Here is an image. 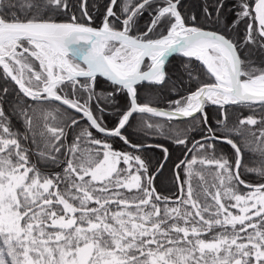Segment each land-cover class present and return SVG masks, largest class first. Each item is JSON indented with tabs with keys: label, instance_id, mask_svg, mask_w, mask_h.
Instances as JSON below:
<instances>
[{
	"label": "snow or ice",
	"instance_id": "1",
	"mask_svg": "<svg viewBox=\"0 0 264 264\" xmlns=\"http://www.w3.org/2000/svg\"><path fill=\"white\" fill-rule=\"evenodd\" d=\"M180 5L107 0L100 25L93 26L88 0H0V79L15 85L16 97L6 112L10 90L0 86V264H264V65L247 51L264 52V0H236L235 19L217 30L210 25L224 23V0L202 7L204 23L195 13H182ZM145 11L150 22L134 33ZM64 14L67 20L59 21ZM241 22L243 39L234 40L230 33ZM173 53L194 58L200 67L184 65L195 88L165 111L153 107L151 97L141 102L139 88L171 80L166 61ZM98 77L112 91L98 92ZM121 93L123 108L115 101ZM101 100L114 110L112 128L104 122ZM209 105L222 110L220 135L208 123ZM233 105L252 114L229 127L224 109ZM143 114L191 118L207 129L187 149L198 155L175 165L174 197L162 196L154 185L168 148L125 135L133 117ZM16 116L23 131L13 126ZM81 120L88 126L66 148V129ZM140 124L164 133L161 123L141 118ZM175 135L174 143L188 144L186 135ZM109 137L131 151L114 149ZM29 141L44 168L62 164L61 171H42L33 163ZM216 142L229 145L234 157L217 155ZM152 147L164 154L154 169L142 155ZM196 165L214 170L194 171ZM243 173L261 182L249 183Z\"/></svg>",
	"mask_w": 264,
	"mask_h": 264
},
{
	"label": "trees",
	"instance_id": "2",
	"mask_svg": "<svg viewBox=\"0 0 264 264\" xmlns=\"http://www.w3.org/2000/svg\"><path fill=\"white\" fill-rule=\"evenodd\" d=\"M135 2V0H134ZM215 0H181V11L185 15H190L195 13L197 15V20L200 23H204L203 15H202V7L205 4L208 3H214ZM72 3H79V0H72ZM107 3V0H88V6H89V12L93 15V26H98L101 23L102 14L104 12V5ZM236 3V0H224V7L221 10V17L224 21V23H221L219 26L210 25L211 29L217 30V27L219 29H223L225 24L231 25V22L235 19V9L234 4ZM98 8V11H95L94 9ZM75 11V9H73ZM117 12V16L120 17V19H123V15L120 12L119 6L114 9ZM79 17V13H76ZM67 15H60L58 17L59 21H66ZM151 14L150 11H145L143 15L136 18V24L134 27V33L137 31H144L146 25L150 22ZM80 22H87L84 19H81ZM119 26V25H118ZM165 25L162 24L160 27L156 30V35H158L161 31H164ZM245 33V23L241 22L236 27L232 28V31L230 33V37L234 40H241L243 39ZM166 34V32H165ZM248 52L252 53L251 58L256 61L257 65H264V52H261L257 50L255 47H250L247 49ZM145 63H149L147 60ZM190 64L193 68H199L200 62L196 61L194 58L189 60V58H186L182 55H174L172 56L168 63L166 64V71L168 75L171 77V80L166 82L164 85H149L145 83L142 87L139 88V95L141 98V102H144V97H151L153 100L154 106L158 107H164L172 109L171 102L178 99L180 96L187 95L188 91L194 90L195 84L189 83L188 78L184 73V65ZM97 91H104L109 92L112 91V87L110 85V82H108L106 79L102 77L97 78ZM0 86L2 87H8L10 90V95L5 97L10 103L5 105V111H9L10 104L15 102V85L11 83L10 81L5 83L4 80L0 79ZM116 104L123 108L124 106V98L123 94H119L115 98ZM29 104L31 101H27ZM55 105H53L54 107ZM100 106L106 108V112L103 114V119L105 124L108 128H112L116 122V116L113 114L114 110L113 108L108 105L104 100L100 101ZM95 109V105L93 106ZM66 110V109H65ZM205 111L208 113V123L212 125L213 128L217 129V135L221 134V128L217 124V120L220 118V112L222 111L217 106L209 105L205 108ZM224 111L227 112V123L229 127L235 126L238 124V120L246 117L250 114H252L249 109L245 106H228L224 109ZM70 115L76 116L77 119H80L79 115L75 112H69ZM199 115V114H197ZM259 115V113L257 114ZM141 118L149 120V122L152 123H161L164 125V133L163 135L160 134V131L158 129H153L151 131L147 129H142L140 120ZM13 126L15 129L23 131V126L21 122V117L16 116L12 120ZM38 124L42 122H37ZM87 121L81 120L80 124L75 127L67 128L66 129V138L64 140L65 147L67 148L71 143L73 142L74 138L79 135L81 129L86 128ZM261 127L260 125L254 126L255 128ZM93 132V135L96 138H104L102 134L98 133L95 129H91ZM180 133L179 138H184L186 135L188 138V144L187 145H178L174 143V140L177 138L175 133ZM207 133V129L204 128L202 125L194 124L191 118H184V119H178V120H167V118L162 117H154L150 116L148 114L143 115H137L133 117L131 127L128 128V130L125 132V135H128L129 138L135 143V142H143L144 144L153 143L156 145H163L164 147H167L169 150V156L167 161L164 163V167L162 171L156 175L154 180V185L156 188V191L160 193L162 196H175L179 194V186L176 181L175 177V165L184 158L187 149L193 144L194 141L201 139L202 135H205ZM233 139L237 140L239 142L238 137L233 136ZM108 142L112 143L114 149L119 151H131L130 148H128L121 140L118 138H108ZM39 143V141H38ZM30 149H32V153L30 154V159L33 163L37 164L38 167H41L42 171H61L63 165H59L56 167H49L44 168L40 161L38 160V157L36 156L35 152L37 149L34 145L29 141L26 145ZM81 147H92L90 144H81ZM216 148H217V155H219L221 152L226 155L229 159H232L234 157L233 149L227 145L226 143H220L216 142ZM142 155L145 158H150V164L152 168L154 169L156 165H158L163 158V152H161L158 148L152 147L147 149L142 153ZM193 155H198L196 151H192L188 155V159H190ZM66 158L65 154L60 155L59 159L63 161ZM246 162H250L252 160V156L245 153L244 157ZM124 167V165H121ZM249 166H253L251 163H249ZM206 168L207 166H200L196 165L194 166V171H199L201 168ZM207 170H214V169H207ZM180 180L184 181L186 179L185 173L183 168L180 170ZM208 179V176L205 177ZM243 178L249 182V183H256L261 182L259 181L258 177L255 174H249V173H243ZM196 177L193 176V183L196 182ZM242 191H247V189L241 188Z\"/></svg>",
	"mask_w": 264,
	"mask_h": 264
},
{
	"label": "water",
	"instance_id": "3",
	"mask_svg": "<svg viewBox=\"0 0 264 264\" xmlns=\"http://www.w3.org/2000/svg\"><path fill=\"white\" fill-rule=\"evenodd\" d=\"M212 30H215V29H212ZM174 55H183L182 53H173L172 55H170L169 57H168V60L166 61V64L168 63V61H169V59L172 57V56H174ZM104 79H106V78H104ZM153 107H157V108H160V109H163V110H165V111H170L171 109H169V108H164V107H158V106H154V105H152ZM148 115H150V114H148ZM162 118H165V117H162ZM185 117H181V118H178V119H184ZM178 119H174V120H178ZM101 134V133H100ZM103 135V134H102ZM198 140H200V139H198ZM197 141V140H196ZM195 143V141L193 142V144ZM193 144L189 147V149H191V148H193ZM189 153L190 152H186V154H185V156H184V158L183 159H185V158H187L188 157V155H189ZM177 171V169L175 168V172Z\"/></svg>",
	"mask_w": 264,
	"mask_h": 264
},
{
	"label": "rangeland",
	"instance_id": "4",
	"mask_svg": "<svg viewBox=\"0 0 264 264\" xmlns=\"http://www.w3.org/2000/svg\"><path fill=\"white\" fill-rule=\"evenodd\" d=\"M146 145H156V144H153V143H148V144H146Z\"/></svg>",
	"mask_w": 264,
	"mask_h": 264
},
{
	"label": "flooded vegetation",
	"instance_id": "5",
	"mask_svg": "<svg viewBox=\"0 0 264 264\" xmlns=\"http://www.w3.org/2000/svg\"><path fill=\"white\" fill-rule=\"evenodd\" d=\"M183 56V55H182Z\"/></svg>",
	"mask_w": 264,
	"mask_h": 264
}]
</instances>
